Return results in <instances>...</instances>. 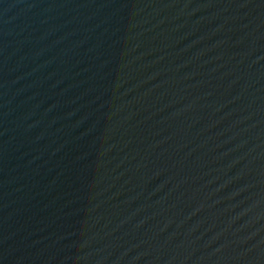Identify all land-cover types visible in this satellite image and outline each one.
<instances>
[{"label": "water", "instance_id": "1", "mask_svg": "<svg viewBox=\"0 0 264 264\" xmlns=\"http://www.w3.org/2000/svg\"><path fill=\"white\" fill-rule=\"evenodd\" d=\"M0 264H264V0H0Z\"/></svg>", "mask_w": 264, "mask_h": 264}]
</instances>
